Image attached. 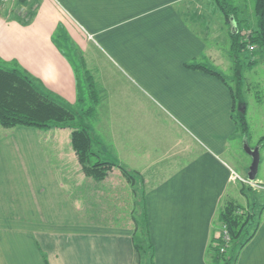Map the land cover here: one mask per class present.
Here are the masks:
<instances>
[{
  "label": "crops",
  "instance_id": "obj_1",
  "mask_svg": "<svg viewBox=\"0 0 264 264\" xmlns=\"http://www.w3.org/2000/svg\"><path fill=\"white\" fill-rule=\"evenodd\" d=\"M191 3L39 0L29 23L0 14V60L75 107L79 72L56 41L63 29L101 82L87 122L95 151L143 175L155 264H212L220 206L251 205L230 178L241 127L229 84L186 65L211 59ZM133 206L118 165L83 169L71 129L0 123V264H139ZM234 264H264V210Z\"/></svg>",
  "mask_w": 264,
  "mask_h": 264
},
{
  "label": "trees",
  "instance_id": "obj_2",
  "mask_svg": "<svg viewBox=\"0 0 264 264\" xmlns=\"http://www.w3.org/2000/svg\"><path fill=\"white\" fill-rule=\"evenodd\" d=\"M28 3V0H23ZM221 9L226 22H233L232 15L237 14V6L232 0H213ZM36 0L29 2V8L22 13L23 16L10 17L22 23H29L35 17L39 3ZM254 10L256 25L238 24L229 29L230 50L233 59L240 61L239 54L249 43H254L256 48L264 53V0H255ZM234 15V16H235ZM236 17V16H235ZM255 52V51H254ZM80 64L75 68L79 72L80 100L83 96L84 80L87 84L89 95L92 98V106L83 108L81 113L96 118L95 104L100 100L97 83L93 73L89 69L85 58L81 57ZM186 65L199 68L220 77L224 82L226 78L216 68L205 63L186 62ZM233 107L235 108L237 97L232 93ZM79 111L67 101L44 87L34 75L28 72L20 64H9L0 60V123L4 126L29 125L42 128H69L71 129L72 144L81 162L83 169L90 173H102L112 165L121 167L125 177L131 183L134 192V207L132 216L135 229L132 237L139 255V264H155V248L149 233L148 212L146 204V185L143 175L124 163L102 158L94 149V135L88 125L78 122ZM236 121L242 130L247 132L245 104H241ZM264 142V134L260 137ZM138 184L141 186L139 187ZM137 207L140 208L137 211ZM264 205L259 211L254 207H246L240 202L227 198L220 206L216 222L220 221L228 226L231 234V243L225 251H221L216 242L220 238H211L209 253L212 264H234L237 253L255 234L260 224ZM140 213V215H138ZM145 234V237H142Z\"/></svg>",
  "mask_w": 264,
  "mask_h": 264
},
{
  "label": "rangeland",
  "instance_id": "obj_3",
  "mask_svg": "<svg viewBox=\"0 0 264 264\" xmlns=\"http://www.w3.org/2000/svg\"><path fill=\"white\" fill-rule=\"evenodd\" d=\"M31 1L34 2V0H28V3L23 0H0V14L4 17H21L23 16L22 13L29 8V2ZM36 1L39 3V0ZM190 1L192 2L191 14L200 16L198 19V28L204 35H206L209 41H207L209 46L207 53L211 54L210 60L207 58H201L192 62L205 63L210 67L216 68L224 75L227 84H229L232 88V93L234 92L237 97L235 105L236 116L239 114L242 99H244L243 104L247 106L246 114L249 122V132H245L240 128V135L237 140L233 139L235 140L234 144H236V147H233L235 151L232 153L234 156V162L233 167H230V174L231 169H234V171H236L240 176L247 177L252 156L245 148L246 143L251 147L260 145L258 172L259 175H264V142H260V137L264 134V53L257 48L254 50L244 48L239 54L240 61L236 62L233 59L229 48V44L231 42V39L229 40V29L234 26V21L236 23L239 21L240 24H246V22H249L252 27L256 25V14L254 10L255 0H232L237 6V14H234L236 17L232 15L233 22H226L221 9L213 0ZM63 33L64 36L62 35ZM66 34L67 32L65 30L57 29L55 33L56 41L63 47V49L70 52L77 63L80 64L78 62L79 57H76L74 54L75 48L72 46V42L69 40V37L67 38ZM95 82L97 83L98 94L101 96L102 84L99 80H96ZM83 83L84 98L82 99L81 104L75 105V109L78 110L80 114L78 122L89 126L88 123L90 121L93 122L94 117L83 115L81 111L83 108L88 109L91 107L93 101L87 97L89 95V91L85 80ZM96 106L97 105L95 104V108ZM96 145L97 143L94 142V149ZM119 168L121 169L120 166ZM230 178L236 182L238 188H240V190L248 196V204H251V207H254L259 211V208H262L264 205V203H259L261 200H264V183L259 181L258 177L252 182L245 181L239 177L235 179L233 177ZM129 185L133 193L134 202V192L130 182ZM138 186L140 187L141 184H138ZM139 210L140 208L137 207V211ZM138 215H140V213H138ZM221 224L222 222L220 221H218V223L215 222V231L212 236L213 238L214 236L218 237V234L216 235V230H219ZM142 237H145V234H142Z\"/></svg>",
  "mask_w": 264,
  "mask_h": 264
},
{
  "label": "built area",
  "instance_id": "obj_4",
  "mask_svg": "<svg viewBox=\"0 0 264 264\" xmlns=\"http://www.w3.org/2000/svg\"><path fill=\"white\" fill-rule=\"evenodd\" d=\"M247 47L250 50H254L256 48V45L254 43H249ZM230 177H233L234 179L239 177L240 179H243L249 182L253 181V180L248 179V177L240 176L236 171H234V169H231ZM217 234H218V238H220V242L219 243L216 242V243L220 247L221 251H225L231 243V234L228 229V226L225 223H222L219 230H216V235Z\"/></svg>",
  "mask_w": 264,
  "mask_h": 264
},
{
  "label": "water",
  "instance_id": "obj_5",
  "mask_svg": "<svg viewBox=\"0 0 264 264\" xmlns=\"http://www.w3.org/2000/svg\"><path fill=\"white\" fill-rule=\"evenodd\" d=\"M245 148L252 156V161L247 172V177L250 180H254L257 176L258 166L260 161V150H259L260 145L251 147L245 143Z\"/></svg>",
  "mask_w": 264,
  "mask_h": 264
}]
</instances>
